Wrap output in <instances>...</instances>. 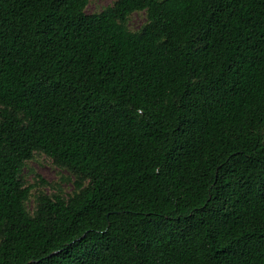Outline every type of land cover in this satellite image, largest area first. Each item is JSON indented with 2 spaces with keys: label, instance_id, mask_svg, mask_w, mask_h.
I'll list each match as a JSON object with an SVG mask.
<instances>
[{
  "label": "trees",
  "instance_id": "1",
  "mask_svg": "<svg viewBox=\"0 0 264 264\" xmlns=\"http://www.w3.org/2000/svg\"><path fill=\"white\" fill-rule=\"evenodd\" d=\"M89 1L0 0V264H264V0Z\"/></svg>",
  "mask_w": 264,
  "mask_h": 264
},
{
  "label": "rangeland",
  "instance_id": "2",
  "mask_svg": "<svg viewBox=\"0 0 264 264\" xmlns=\"http://www.w3.org/2000/svg\"><path fill=\"white\" fill-rule=\"evenodd\" d=\"M114 1L90 0L86 11L99 13L112 5ZM146 22L147 15L144 11L134 12L129 18L128 26L132 31H139ZM23 179L27 185H33L32 195L27 203L30 211L35 208V196L39 192L56 193L62 191L68 196L75 190V177L67 169L56 165L52 158L42 152H37L35 157L27 162L23 171Z\"/></svg>",
  "mask_w": 264,
  "mask_h": 264
}]
</instances>
